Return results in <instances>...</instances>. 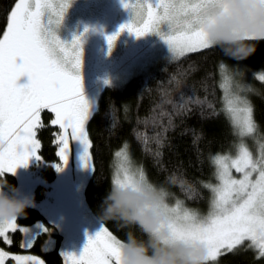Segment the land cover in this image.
I'll list each match as a JSON object with an SVG mask.
<instances>
[{
	"label": "snow or ice",
	"instance_id": "obj_1",
	"mask_svg": "<svg viewBox=\"0 0 264 264\" xmlns=\"http://www.w3.org/2000/svg\"><path fill=\"white\" fill-rule=\"evenodd\" d=\"M218 2L121 0L122 6L132 12V19L108 35L107 41L110 47L114 46L127 29L137 37L158 34L177 58L212 48L215 44L208 39L204 22L210 5ZM71 4L72 0H61L59 4L56 0H16L7 15L5 30L0 35V176L15 174L18 167L27 166L33 157L42 159L39 137L46 127L58 129L52 134L58 146L55 164L58 170L67 165L73 144L79 142L84 149L80 155L83 166L95 171L88 123L96 109L94 102L82 94V35L66 42L44 21L48 14L49 24H61ZM219 67L224 73L220 85L224 92V111L236 134L241 138L256 135L252 104L240 94L242 86L233 81L225 66ZM24 76L28 82L19 83ZM258 79L264 82V73ZM45 111L53 116L47 123L42 115ZM114 156L116 164L111 183L126 185L149 180L144 169L130 158L126 144ZM214 164L219 183L206 185L213 193L207 216L186 208L180 200L164 206L171 216L169 227L173 238L205 244L207 264H218L220 257L239 252H251L256 261L264 260V142L259 144L258 155H253L241 142L235 157L217 155ZM233 170L241 174L240 179L232 175ZM36 228L38 231L21 224L19 217L0 221V241L10 248L14 234L19 232L22 235L19 247L31 249L40 236L53 230L43 224ZM123 247V240L102 224L94 236L89 235L79 255L72 252L61 255L64 264H123ZM9 261L45 264L37 256L0 247V264Z\"/></svg>",
	"mask_w": 264,
	"mask_h": 264
},
{
	"label": "trees",
	"instance_id": "obj_2",
	"mask_svg": "<svg viewBox=\"0 0 264 264\" xmlns=\"http://www.w3.org/2000/svg\"><path fill=\"white\" fill-rule=\"evenodd\" d=\"M15 2L0 0V35ZM253 43L255 51L243 60L232 58L221 46L215 45L182 57L162 59L151 70L103 89L88 123L95 171L86 186L85 197L93 214L119 239H126L129 232L146 239L137 226L100 218L101 205L111 188L114 153L125 144L130 158L144 169L152 183L168 188L171 195L187 200L192 206L206 207L210 195L206 185L214 181V157L233 149L237 140L235 129L224 111L221 64L228 73L233 71L231 68H236L241 75L247 74L244 77L246 83L255 93L252 98L254 118L264 139V82L258 79V75L264 73V40ZM42 115L46 123L53 118L47 111ZM56 131L57 128L46 127L39 137L45 161L41 173L47 180L57 176L58 146L52 135ZM5 176L15 187L16 177L11 173ZM172 176L183 178L185 186L169 184ZM180 188L185 193H181ZM44 190L45 187L40 185L37 196L42 197ZM25 211L26 214L19 217L21 224L41 219L50 224L38 208L31 205ZM13 239L10 249L21 251L22 235L17 232ZM44 240L45 237L40 236L31 250L40 253L47 264H64L58 246L42 248ZM1 243L5 245L3 241ZM218 264H264V260L256 261L251 252H239L220 257Z\"/></svg>",
	"mask_w": 264,
	"mask_h": 264
},
{
	"label": "rangeland",
	"instance_id": "obj_3",
	"mask_svg": "<svg viewBox=\"0 0 264 264\" xmlns=\"http://www.w3.org/2000/svg\"><path fill=\"white\" fill-rule=\"evenodd\" d=\"M60 2L61 0H56L57 4ZM130 2L134 3L135 0H130ZM131 19L132 12L122 6L121 0H72L63 22L59 25L49 24L48 14L45 15L46 26L55 31L61 40L71 42L75 36L82 35L83 64L80 70L83 77L82 94L94 102L95 109H97L100 95L106 86L124 83L137 74L151 70L162 59L175 58L168 43L156 33L137 37L135 33L125 29L115 45L110 47L106 37L119 31L120 26ZM231 70L233 71L229 74L233 81L243 88L240 94L248 98L253 106L252 98L255 93L249 90L246 83L244 77H247V74L242 73L241 75L236 68H231ZM221 74L222 83L224 73L221 72ZM106 81H110V83H106ZM27 82V76L21 77L19 81L21 84ZM241 142L249 148L253 155H258L259 144L264 142V139L260 136L257 128V133L254 136L241 138L237 135L234 148L217 155L235 157ZM83 150V145L75 142L67 165L62 170L57 169V176L53 180L44 178L41 168L45 161L35 157L30 159L27 166L18 167L13 174L17 179L14 188L19 191L11 194L33 197L32 206L38 208L50 223L41 219L23 225L32 227L34 231H38L36 228L38 224L52 227L53 230L49 234L43 235L45 240L42 243V248L51 249L58 246L61 254L72 252L79 255L87 244L89 235L94 236L103 224L93 214L86 201L85 190L93 170L83 166L80 159ZM91 163H93V157ZM115 164L116 158L113 163L114 171ZM135 165L139 166L136 163ZM232 175L236 179L241 178V174L235 170ZM253 178H255V174ZM213 180L212 183L207 184L216 185L219 183L216 177V166ZM40 185L45 187L42 197L37 196V188ZM180 190L181 193H185L183 189L180 188ZM209 190L210 195L205 208L192 206L187 200H182L171 194L168 203L172 205L176 200H180L186 208L195 210L201 216H207L211 211L213 198V193L210 188ZM0 247H5L13 253L37 256L47 264L40 253L31 249L14 251L3 245L1 241Z\"/></svg>",
	"mask_w": 264,
	"mask_h": 264
},
{
	"label": "clouds",
	"instance_id": "obj_4",
	"mask_svg": "<svg viewBox=\"0 0 264 264\" xmlns=\"http://www.w3.org/2000/svg\"><path fill=\"white\" fill-rule=\"evenodd\" d=\"M208 39L221 46L234 59H246L256 48L253 41L264 40V2L261 0H220L210 5L204 22ZM253 37L258 39L254 40ZM169 184L184 187L186 181L172 176ZM0 176V221L26 214L33 197L13 195L18 192ZM170 192L149 180L111 188L101 205L100 218L137 226L146 236L129 232L123 240V264H207L208 249L200 241L173 238L171 216L165 209Z\"/></svg>",
	"mask_w": 264,
	"mask_h": 264
}]
</instances>
